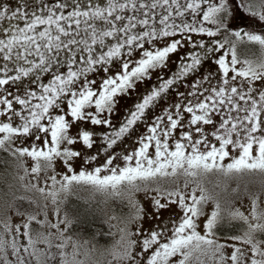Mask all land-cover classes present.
Here are the masks:
<instances>
[{
	"label": "snow or ice",
	"instance_id": "snow-or-ice-1",
	"mask_svg": "<svg viewBox=\"0 0 264 264\" xmlns=\"http://www.w3.org/2000/svg\"><path fill=\"white\" fill-rule=\"evenodd\" d=\"M236 8L264 22V0L239 5L234 0H39L35 5L22 0L14 9L0 5V150L34 161L19 180L27 181L25 192L39 193L44 201L20 195L9 204L19 220L14 224L7 216L0 222V264H96L87 241L82 245L69 234L74 222L60 218L61 194L66 198L74 185L85 184L119 195L124 185L179 176L186 178L182 187L151 189L155 227L145 230L136 223L146 214L137 206L107 264H203L201 257L213 264H264L259 194L250 195L248 214L240 208L228 212L229 223L242 222L246 230L219 243L220 204L197 182L213 171L226 177L264 174V60H241L237 54L245 41L264 48V35L235 31L211 47L193 43L205 57L221 52L219 82L213 86L210 74L190 83L189 91L177 93L180 101L156 116L138 148L123 155L109 152L178 79L196 72L203 58L194 54L175 76L160 78L162 83L116 126L110 117L119 97L164 68L169 55L191 41L190 36L183 39L185 33H228L227 21ZM162 41L164 46H157ZM88 124L113 130L103 137V163L77 172L76 160L88 166L99 157L86 151L97 143ZM26 141L32 143L25 146ZM58 161L66 171L57 172ZM49 200L55 223L48 217ZM209 202L215 204L210 212ZM171 206L179 216L159 219ZM130 223H136L135 231Z\"/></svg>",
	"mask_w": 264,
	"mask_h": 264
},
{
	"label": "rangeland",
	"instance_id": "rangeland-1",
	"mask_svg": "<svg viewBox=\"0 0 264 264\" xmlns=\"http://www.w3.org/2000/svg\"><path fill=\"white\" fill-rule=\"evenodd\" d=\"M242 0H234L236 5H239ZM247 2L259 3V0H247ZM8 4L10 8H16L20 6L22 0H0V5ZM30 4H38L39 1L29 0ZM179 22V21H178ZM7 21L4 22V26H7ZM206 27H213L211 25H205ZM228 33H225L223 30L220 35L217 37H208L207 35L197 34V33H185L184 40L187 41V37H191L190 42H184L182 47H179L176 53L169 55V58L166 62V66L162 69L158 68L155 71L150 73L151 78L145 79L137 83L135 89L131 90L128 94L121 95L118 100L115 111L112 113L110 119L113 122V125L119 126L125 122V117L128 116L129 112L134 110V106L137 102L140 101V98L145 95L150 89L157 87L162 80L170 79L175 76L181 70V65L186 62H190V57L194 54L199 53L202 58V64L197 68L196 72L190 73L187 77H184L183 80H178L176 85L172 87L168 93L163 95L161 100H158L150 109L146 110L144 118L141 121H138L137 124L130 130V132L125 135L117 145L112 149H109V152L113 154H129L139 147V139L142 136L147 134L148 126L153 123L156 116L162 115L164 110L171 107L172 104L181 100L177 95L178 92H187L189 91V84L196 81H200L202 77L212 76V84L215 86L219 82V76L221 72L219 66L216 63V60L221 55V52L218 51L215 54L209 53L208 56L203 55V50L198 47H193V43L199 44L203 41L207 46H213L215 40H223L225 35L230 32L235 31H248L256 34L264 35V22L260 21L257 17L251 16L248 12L243 9L236 8L234 9L233 15L227 21ZM181 38V37H176ZM159 47L164 46V42H160ZM145 47L151 48V45H146ZM227 51V46L224 50ZM237 54L241 60L248 59L253 62H259L264 60V48L257 44L242 42L237 46ZM139 58L138 56L136 57ZM242 65H237L241 67ZM231 75V73H230ZM27 87V83L24 85ZM35 86V85H33ZM13 91L15 88L13 87ZM87 128L94 130L95 138L97 143L94 144L92 149H87V153L97 154L99 153L98 160L93 165L85 166L84 162L80 159L76 160L73 163V167L76 171H80L82 168L87 167L88 170H91L92 167L99 166L103 163L105 153L103 145V137L105 133H111L113 129L107 128L106 126H93L91 124L86 125ZM179 131V129L177 130ZM32 143V141H26L25 146ZM81 145H77L76 149L81 150ZM0 150V160L5 157L1 154ZM152 151L151 149L149 150ZM7 157V156H6ZM11 165L10 169L0 171L1 177H8L4 189L0 187V222H2L7 216H12V223H17L19 218L14 216L9 208V204L13 201L16 196L26 195L31 196L34 199H37L40 203H43V198L40 197L39 193L35 192H25L22 183L19 180L20 176L24 175V169H31L34 166V161L30 157H23L17 159L10 155ZM230 161L226 160L225 163ZM122 164V161H121ZM66 169L58 161L57 162V172H63ZM11 173V174H10ZM8 175V176H7ZM41 179H43V174H41ZM184 176H179L177 178H162L156 181H150L147 183L137 182L138 186H128L124 185L119 189V195H114L111 191L102 192L92 188L89 185L79 184L74 185L70 194L65 198L64 194H61L62 203L60 204V218L63 219L65 215L68 219L73 222H77L76 219L83 220L85 214H92L99 212L101 210L102 216L106 221L110 237L107 240V243L101 244L99 242H91L88 237L87 239L84 234H81L77 231H81L76 228L75 223L73 227L69 230V234L73 236L74 239L79 240L83 245H85L91 251V259L96 262V264H107L108 260L111 259L109 252L114 247L117 246L121 239L120 229L125 226V224L131 220V218L136 214L137 206L143 207L145 210V215L143 220L137 221L143 225L145 230L155 227L158 222L156 218L153 217L152 213L154 211L151 198L156 195L155 192L151 191L153 188H162V189H173L176 186H183L185 181ZM190 179V178H189ZM197 182L207 190V193L212 195L215 200L220 204L221 216L223 218L222 223H229L228 221V212L234 208H240L241 211H244L245 214H248V211L251 208L250 195L259 194L261 207L264 208V174L259 172H251L244 174H234L231 177H226L219 172H210L204 175H201L197 178ZM190 183V188L193 187ZM199 194V193H198ZM48 217L55 223L56 216L53 212V205L50 200L48 201ZM215 207L213 202H209L206 207V211L210 212ZM180 210L171 206L168 209L162 210V214L159 219L164 222H168L169 219H175L179 216ZM203 219V218H202ZM233 221L229 224H233ZM136 223L128 224V227L131 231L136 230ZM234 225V224H233ZM242 229L235 235H240L244 230H246V225L241 222ZM63 224L61 227L63 228ZM3 226L0 223V233H3ZM99 233V228L88 234L89 236H96ZM203 234V233H202ZM229 235L224 233L217 232L218 242L225 243L226 238ZM232 236V235H230ZM10 239V237H8ZM23 239V238H21ZM227 243L232 244L236 243L235 241L228 240ZM231 253L232 249L228 248L227 250ZM203 264H213V261L209 257H201ZM193 264H196L194 261Z\"/></svg>",
	"mask_w": 264,
	"mask_h": 264
},
{
	"label": "trees",
	"instance_id": "trees-1",
	"mask_svg": "<svg viewBox=\"0 0 264 264\" xmlns=\"http://www.w3.org/2000/svg\"><path fill=\"white\" fill-rule=\"evenodd\" d=\"M35 1H39V0H35ZM1 154L5 156L1 158L0 160V171L3 172L4 170L6 171L7 169H10L11 159H10V154L8 152L1 151ZM7 178L8 177L0 178V187L2 189H4L3 187L7 182L6 180ZM85 216H91V217H84L82 218L83 220L76 219L77 222H74L75 223L74 225H76V228L81 230L77 232L84 234V236L87 239H89L88 237H91L92 239H89L91 242L97 241L101 244L107 243V240L109 239L111 235H110L109 227L102 216L101 210L99 212L93 213V215L85 214ZM233 224L222 223V227L218 232L224 233L225 235H229V236L237 234L242 229L241 222H234ZM95 228H99V233H97L96 236L94 234L93 236H89L88 234H91L95 230Z\"/></svg>",
	"mask_w": 264,
	"mask_h": 264
}]
</instances>
